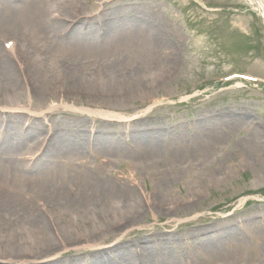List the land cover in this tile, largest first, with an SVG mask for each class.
I'll list each match as a JSON object with an SVG mask.
<instances>
[{
	"label": "rangeland",
	"instance_id": "374dc122",
	"mask_svg": "<svg viewBox=\"0 0 264 264\" xmlns=\"http://www.w3.org/2000/svg\"><path fill=\"white\" fill-rule=\"evenodd\" d=\"M38 1L5 0L21 10L0 29V166L27 179L0 188L30 204L1 211L0 263L264 264L259 14L245 0ZM59 103L115 116H28Z\"/></svg>",
	"mask_w": 264,
	"mask_h": 264
},
{
	"label": "bare ground",
	"instance_id": "6f19581e",
	"mask_svg": "<svg viewBox=\"0 0 264 264\" xmlns=\"http://www.w3.org/2000/svg\"><path fill=\"white\" fill-rule=\"evenodd\" d=\"M245 1L252 9H254L259 14V16L264 21V1L263 0H245ZM26 2H27V6H25V7H28L30 10H32V8L34 9V6H33L34 0H26ZM39 2H40V0L38 1V3ZM15 9L17 11L21 10V7L10 6L7 2H5V0L0 1V29L2 27L4 29H8V28L13 27V25L9 21H11L14 18L13 10H15ZM24 12H26V11H24ZM50 13H52L54 16L50 20L51 24L57 25V24H59V21L67 22V19L62 20L63 18H59L60 15L55 10H51ZM78 13H79L78 11L73 12L72 14H70V16L75 18ZM135 17H137V15ZM75 24L70 26V27H66L67 29H69V30H66V32L70 33V34L73 33L74 28L76 27ZM8 30H10V29H8ZM5 46H6V48L9 49L10 52H14L16 50L15 45H14V41H12L11 39L6 40ZM66 48H69V45H67ZM72 48H75V47L73 46ZM2 63H3L2 60H0V76H2L4 79L9 80V78H7V77L5 78V73L7 70L6 63H3V64ZM58 108L70 109V110H79L81 112L99 114L102 116H115V114L108 113L106 111H95L94 112L90 109L75 108L72 105H65L62 103L50 105V106L46 107L44 110L36 112V113L29 112L28 116H29V118H42L43 120H46L47 117L50 115V112L53 110H56ZM0 112H1V109H0ZM12 119L13 120L10 122L11 125H10L9 130L11 129L12 131L17 132V133L21 132V129L18 130L17 122H14L17 120V117L12 116ZM29 129H31V127ZM33 131H34V128H32L31 131L27 130L25 132V134L21 135L22 137H20V139L23 140L24 137H26L28 134L32 133ZM19 134H21V133H19ZM1 137L2 136H0V138ZM29 137H31V135H29ZM33 145L35 146V149L32 151L33 152L32 154L36 155V154L40 153L41 156L42 155L45 156V154H44L45 148H46V152H47L49 147H50V145H49V147L47 146V144L44 145V141H41V137H39V136L36 137V142L33 143ZM35 155H33V156H35ZM36 156H38V155H36ZM28 159H26V160H28ZM35 160H36V162H38L37 161L38 159H35ZM8 178H11L12 180L13 179H20V180H18V182H21V183H22V181L27 180L25 178L22 179V177L20 178V175L17 173L16 170L8 171L7 169L1 168V166H0V179H8ZM14 182H17V181H14ZM32 186L33 185H31L29 187L32 188ZM94 187H95L94 189H96L98 192H102V187H100V186H94ZM119 192H121L123 195L128 194V193H132V191H130V190L126 193V191L124 189L119 190ZM17 193L15 192V190L13 188H12V190L11 189L6 190L3 188H0V214H1V211H3V212L4 211H15V212H20V213H22V211H25L23 213H26L28 211V209H29L28 205L30 206V204H28L29 201H27L26 199L20 200L18 198L19 196L15 195ZM57 193L60 194V199L63 201L61 203L65 204V205H69L70 207L75 208L76 207L75 205H85L84 203H86L85 200H82L79 197L73 196V195H77V194H71L69 192H67V194H66V192H63V191L62 192L57 191ZM66 195H68V197H66ZM47 196H50V195L45 194L44 197H47ZM23 216L24 215L18 216L17 218L29 219L28 217H30L29 214L27 217H23ZM36 216H37V218H34V219L37 221L36 224L39 225L43 219L39 215H35L33 217H36ZM16 220H18V219H16ZM16 220L11 219L9 221H12V223L16 224ZM20 260H23V259H20ZM0 262H5V261L0 260ZM19 262H21V261H19ZM0 264H2V263H0ZM23 264H27V263H23ZM30 264H37V263H30ZM38 264H41V262Z\"/></svg>",
	"mask_w": 264,
	"mask_h": 264
}]
</instances>
